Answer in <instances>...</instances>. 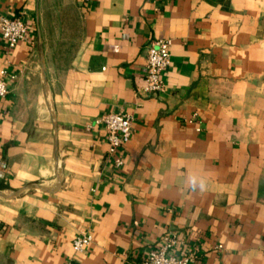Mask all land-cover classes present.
Wrapping results in <instances>:
<instances>
[{"label":"crops","instance_id":"obj_1","mask_svg":"<svg viewBox=\"0 0 264 264\" xmlns=\"http://www.w3.org/2000/svg\"><path fill=\"white\" fill-rule=\"evenodd\" d=\"M0 264H264V0H0ZM171 40L166 89L141 93ZM134 117L123 166L97 123ZM199 129V130H198ZM91 233L84 252L75 238Z\"/></svg>","mask_w":264,"mask_h":264},{"label":"built area","instance_id":"obj_2","mask_svg":"<svg viewBox=\"0 0 264 264\" xmlns=\"http://www.w3.org/2000/svg\"><path fill=\"white\" fill-rule=\"evenodd\" d=\"M0 33L7 51L11 52L26 38L28 25L23 17L4 16L0 18ZM171 47V40H158L149 46L145 83L141 93L155 94L165 91L164 73L171 65ZM16 79V74L10 73L8 68L0 70V100L10 94L11 83ZM97 123L105 129L108 156L116 158L117 167L123 166L120 152L133 137L134 117L123 111L113 112L98 119ZM92 242L91 233H82L75 238L73 248L76 252H84ZM176 244L175 237H166L160 247L149 252L143 264H190L192 259L189 256L179 257L172 253Z\"/></svg>","mask_w":264,"mask_h":264}]
</instances>
